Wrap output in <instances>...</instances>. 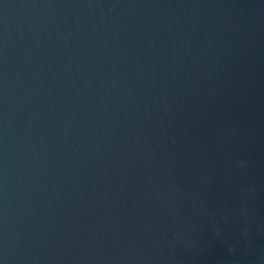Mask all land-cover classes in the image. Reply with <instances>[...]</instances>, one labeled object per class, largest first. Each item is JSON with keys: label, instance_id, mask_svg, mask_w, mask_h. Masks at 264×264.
<instances>
[{"label": "water", "instance_id": "obj_1", "mask_svg": "<svg viewBox=\"0 0 264 264\" xmlns=\"http://www.w3.org/2000/svg\"><path fill=\"white\" fill-rule=\"evenodd\" d=\"M0 264H264V0H0Z\"/></svg>", "mask_w": 264, "mask_h": 264}]
</instances>
